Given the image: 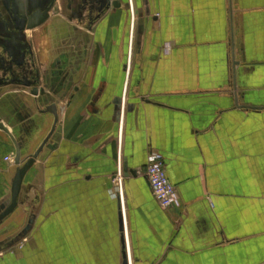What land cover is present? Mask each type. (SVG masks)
Listing matches in <instances>:
<instances>
[{
	"label": "crops",
	"instance_id": "obj_1",
	"mask_svg": "<svg viewBox=\"0 0 264 264\" xmlns=\"http://www.w3.org/2000/svg\"><path fill=\"white\" fill-rule=\"evenodd\" d=\"M132 7L134 22L121 4L78 27L91 41L78 36L73 70L43 79L56 90L2 98L21 164L51 128L52 114L39 110L54 102L58 122L0 222V264H264V0ZM152 152L177 206L152 194L143 173ZM14 160L15 142L0 130V210ZM124 160L136 174L124 173L120 197L113 173Z\"/></svg>",
	"mask_w": 264,
	"mask_h": 264
},
{
	"label": "flooded vegetation",
	"instance_id": "obj_2",
	"mask_svg": "<svg viewBox=\"0 0 264 264\" xmlns=\"http://www.w3.org/2000/svg\"><path fill=\"white\" fill-rule=\"evenodd\" d=\"M26 2L27 0H0V95L9 88L15 92L18 89L28 90L31 94L32 88L35 86L39 90L37 96L42 98L49 90H56L59 87L55 83H43L47 74L52 72L59 76V72L65 67L69 71L73 70L72 62L75 57L58 60L52 71L47 68L42 70L36 41L31 33L44 27L51 19V11L56 6L61 13L59 19H62L58 20L57 24L66 26L65 23H70L71 26L68 24L67 29L74 32L71 36V44H69L72 49L68 50V54H71L78 38L76 29L79 26L90 28L98 15L105 11L108 3L107 0H60L58 6V0H54L47 18L41 24L33 26L39 8L36 6L35 10H32L31 5ZM44 3L46 0L41 1L40 5L42 6ZM65 53H67L66 50H62L61 54ZM62 77H64L63 74L60 77L61 80ZM33 102L35 106L39 105V99ZM52 103L54 102L45 105L43 109ZM0 121L3 122L1 116ZM3 123L5 124V122Z\"/></svg>",
	"mask_w": 264,
	"mask_h": 264
},
{
	"label": "water",
	"instance_id": "obj_3",
	"mask_svg": "<svg viewBox=\"0 0 264 264\" xmlns=\"http://www.w3.org/2000/svg\"><path fill=\"white\" fill-rule=\"evenodd\" d=\"M41 1H43V0H27V2H26L27 4L29 3V5H31L30 7L32 10H35L36 6H38V8H39V10H37L38 14L36 15L37 19H36V22L33 24V26H37V25L41 24L47 18L48 11L50 10V8L54 2V0H46V3H44L41 6L40 5ZM107 3H108L107 7L112 6L114 8H120L121 4H124L125 8L128 9L129 0H107ZM127 61H128V57L126 56L125 64L123 66L124 72H126ZM122 92H123V89L121 90L120 94L118 96H116L112 101L114 104V118H115L117 124L120 122L121 109H122V103H123V97H124V95H123L124 92L123 93ZM38 93H39V90L37 89V87L33 86L31 94L33 96H37ZM234 102H235L236 106H239L236 98H235ZM134 103L135 102H132V101L127 103V106H126V112L127 113L133 110ZM240 107H249V108H253V109H260L259 107H252V106H240ZM39 112L42 114H44V113L52 114V116H53L52 125H51L49 132L46 134L44 139L41 141V143L39 144L37 149L22 164H21V160H20V148L18 147V145H16V141H15L14 137L12 136V133L9 130V128L3 122L0 121V130L7 133L10 136V138L15 142V160H14V162H15V164L18 165L16 172L14 174V177H13L12 183H11L10 202L8 203V205H6L5 207H3L0 210V222L16 208L17 203H18V196H19V192L21 189V184H22V180L24 178V175L27 172V170L32 166L35 159L38 157V155L42 151L44 145L48 142V140L50 139L51 135L53 134V132L56 128V125L58 122V113H57L55 103H52V104L46 106L45 109L39 110ZM116 171H117V167L113 173V178L115 177ZM121 171H122L123 176H124V173H127V172L131 173L133 176L136 174L135 170L128 167L126 160L123 161ZM123 264H127L126 258L124 259Z\"/></svg>",
	"mask_w": 264,
	"mask_h": 264
},
{
	"label": "rangeland",
	"instance_id": "obj_4",
	"mask_svg": "<svg viewBox=\"0 0 264 264\" xmlns=\"http://www.w3.org/2000/svg\"><path fill=\"white\" fill-rule=\"evenodd\" d=\"M51 14H52L51 19L44 25V27L41 28L40 31L38 30L37 32H33V36L36 41V47L38 46L37 50L42 48L41 52H43L42 53L43 56H40L38 54L40 68L42 70H45L47 68L49 69V71H52L53 67L56 65L58 60L66 58V57L69 59L72 57H78L80 53H82L81 51H84L82 49H78V45H76L73 47V50L70 52L71 54H68V50L72 49L71 45L69 44H71V41H72L71 36L74 34V32H70V30H68L63 24L61 25L60 23L57 24L58 20H62V19H59L61 13L59 12V9H57L56 6L51 11ZM64 19L66 21V18ZM65 24L68 25L70 23H65ZM76 30H80V29H76ZM81 31L83 30L81 29ZM35 33H36V36H35ZM43 35H45L44 36L45 39L43 38ZM78 36H79L78 41L79 43H82V46L85 45L84 43L88 44L91 41L90 39L91 34L86 33L84 31L80 35L78 34ZM40 39H43V41ZM39 43H41V46L39 45ZM62 50H66L67 53L61 54ZM77 51H80V52H77ZM89 52H91V50ZM47 62H48V65H47ZM18 90L20 92L22 89H18ZM10 93H15V91H11L10 88L5 89V91H3L0 95V100H1L0 108L2 110L4 109L3 112L6 116V118L4 116L5 118L4 121L7 123H11L12 120H11L10 113L7 112V109L5 107V103H4L5 100L2 101V98L9 95ZM4 114L1 113L0 115H4ZM39 120H40V117L38 116V119L34 121L35 125L37 124ZM12 212L8 216H10ZM7 217H5L3 220H6ZM1 243L2 242H0V244Z\"/></svg>",
	"mask_w": 264,
	"mask_h": 264
},
{
	"label": "built area",
	"instance_id": "obj_5",
	"mask_svg": "<svg viewBox=\"0 0 264 264\" xmlns=\"http://www.w3.org/2000/svg\"><path fill=\"white\" fill-rule=\"evenodd\" d=\"M11 159V156L8 155L4 157L6 161H10ZM143 173L149 183L153 196L161 207L167 208L180 204L177 190L166 175L164 159L159 153L152 152L148 155ZM122 176L121 166L118 163L113 180H117L120 197L122 196Z\"/></svg>",
	"mask_w": 264,
	"mask_h": 264
},
{
	"label": "bare ground",
	"instance_id": "obj_6",
	"mask_svg": "<svg viewBox=\"0 0 264 264\" xmlns=\"http://www.w3.org/2000/svg\"><path fill=\"white\" fill-rule=\"evenodd\" d=\"M128 11L130 13V17H131L132 21L134 22V12H133V7H132V1L131 0H129Z\"/></svg>",
	"mask_w": 264,
	"mask_h": 264
}]
</instances>
